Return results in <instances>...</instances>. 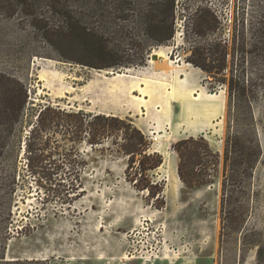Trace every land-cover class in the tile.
Returning a JSON list of instances; mask_svg holds the SVG:
<instances>
[{
  "label": "rangeland",
  "instance_id": "1",
  "mask_svg": "<svg viewBox=\"0 0 264 264\" xmlns=\"http://www.w3.org/2000/svg\"><path fill=\"white\" fill-rule=\"evenodd\" d=\"M9 3L14 17L0 9V85L24 86L28 98L22 111H10L11 94L0 86V264H264V98L257 89L237 113L229 97L232 77L256 74L241 50L264 0H176L174 38L145 63L125 58L108 70L62 60ZM200 3L219 24L198 27ZM102 20L101 35L129 54L132 44L152 45L138 25L128 24L124 39L119 21ZM220 38L223 74L190 61ZM156 50L172 59L171 74L152 76ZM127 69L143 88H121L110 75ZM134 129L148 154L162 156L157 170L153 160L124 152L138 143L126 139L137 138ZM202 137L218 167L212 158L210 170L197 166L203 184L189 188L174 145Z\"/></svg>",
  "mask_w": 264,
  "mask_h": 264
},
{
  "label": "trees",
  "instance_id": "2",
  "mask_svg": "<svg viewBox=\"0 0 264 264\" xmlns=\"http://www.w3.org/2000/svg\"><path fill=\"white\" fill-rule=\"evenodd\" d=\"M21 7L23 18L31 24L32 28L41 35L42 39L52 48L62 60L75 62L100 70L116 69L124 64V59L129 58L138 64L145 63L151 50L169 43L175 35L176 0H11ZM155 1H158L155 3ZM205 3L195 5L198 27H215L219 24L217 13ZM9 0H0V9L9 17L16 14L11 11ZM190 6H187L189 8ZM190 9V8H189ZM108 15V16H107ZM119 21V35L124 39L130 38V23L144 29V35L152 42L147 48L142 44H132L134 53L129 54L126 48L113 44L109 38L101 35L99 25L102 19ZM137 18L138 22H133ZM242 29H246L245 22H241ZM119 26V25H118ZM197 27V24L196 26ZM250 38L245 40V46L241 50L242 55L251 60L256 66V74L252 78H231L229 84V97L231 106L237 111L249 106L255 98L257 89L264 98V12L259 18L254 19L250 26ZM197 34L202 35L195 30ZM236 31V28H235ZM226 42L219 39L209 50L197 48L198 55L190 60L197 67L212 74H223L227 59ZM131 63V62H130ZM132 64V63H131ZM7 82L13 81L6 77ZM222 80L221 82H225ZM4 91L11 94L9 99L10 111H22L27 102V92L22 86L18 91L1 84ZM18 106V108H17ZM48 108L40 112V117ZM80 115V114H79ZM84 119L92 118L99 121H114L125 124L119 118H106L105 116H88L81 113ZM237 121L238 117H237ZM104 127H101V129ZM137 138H126L129 142L137 140L136 145L129 144L124 152L133 160L136 154H140L146 160H153L150 170L154 171L163 165V158L158 153L148 154L149 146H145L146 139L141 131L134 129ZM100 137H105V131L98 130ZM96 135V134H95ZM137 146H140L137 148ZM180 159L178 174L181 181L189 188L202 185L195 180L194 169L197 166L210 170L207 159H214L213 166L218 167V158L204 138H189L181 140L174 145ZM206 158V162H204ZM143 162V161H142ZM208 172V171H207ZM158 185V184H157ZM156 185V186H157ZM144 190L152 193L151 186H145Z\"/></svg>",
  "mask_w": 264,
  "mask_h": 264
},
{
  "label": "bare ground",
  "instance_id": "3",
  "mask_svg": "<svg viewBox=\"0 0 264 264\" xmlns=\"http://www.w3.org/2000/svg\"><path fill=\"white\" fill-rule=\"evenodd\" d=\"M158 57L159 60L150 61V65L152 66V76H167L173 72V61L169 55H166L162 50H156L153 54ZM161 59V60H160ZM110 75H114V79H117L120 83L121 88H129L132 92L138 90V88H143L144 80L139 77V75L132 73L130 69H127L124 73L114 74L110 72ZM135 98L143 100V97H138L135 95ZM146 100V99H144ZM129 259V258H127Z\"/></svg>",
  "mask_w": 264,
  "mask_h": 264
},
{
  "label": "water",
  "instance_id": "4",
  "mask_svg": "<svg viewBox=\"0 0 264 264\" xmlns=\"http://www.w3.org/2000/svg\"><path fill=\"white\" fill-rule=\"evenodd\" d=\"M151 57H152V60H159V58L156 57V56H154V55H152ZM160 60H161V59H160Z\"/></svg>",
  "mask_w": 264,
  "mask_h": 264
},
{
  "label": "crops",
  "instance_id": "5",
  "mask_svg": "<svg viewBox=\"0 0 264 264\" xmlns=\"http://www.w3.org/2000/svg\"><path fill=\"white\" fill-rule=\"evenodd\" d=\"M156 147V144L154 143V148Z\"/></svg>",
  "mask_w": 264,
  "mask_h": 264
}]
</instances>
